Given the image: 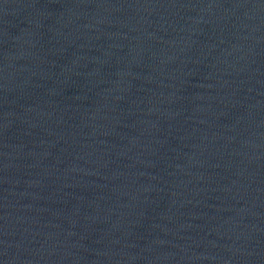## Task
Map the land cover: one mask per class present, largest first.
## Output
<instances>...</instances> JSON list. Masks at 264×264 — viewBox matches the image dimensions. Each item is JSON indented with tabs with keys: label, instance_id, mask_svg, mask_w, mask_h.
Segmentation results:
<instances>
[{
	"label": "water",
	"instance_id": "95a60500",
	"mask_svg": "<svg viewBox=\"0 0 264 264\" xmlns=\"http://www.w3.org/2000/svg\"><path fill=\"white\" fill-rule=\"evenodd\" d=\"M0 264H264V0H0Z\"/></svg>",
	"mask_w": 264,
	"mask_h": 264
}]
</instances>
